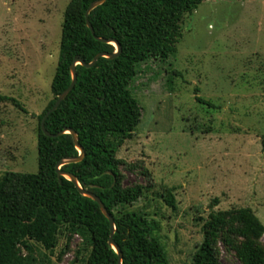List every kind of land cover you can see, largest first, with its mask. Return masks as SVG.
I'll use <instances>...</instances> for the list:
<instances>
[{
	"label": "rangeland",
	"instance_id": "rangeland-1",
	"mask_svg": "<svg viewBox=\"0 0 264 264\" xmlns=\"http://www.w3.org/2000/svg\"><path fill=\"white\" fill-rule=\"evenodd\" d=\"M70 1L0 0V94L10 98L0 103V175L39 171V115L54 97ZM182 30L175 54L139 64L131 88L143 120L118 153L150 172L124 170L125 184L154 183L133 208L162 219L170 264H192L211 205L251 207L264 223V0H207ZM167 188L176 210L159 196ZM68 235L53 252L36 245L39 264H86L88 238ZM222 263L239 261L222 246Z\"/></svg>",
	"mask_w": 264,
	"mask_h": 264
},
{
	"label": "trees",
	"instance_id": "trees-1",
	"mask_svg": "<svg viewBox=\"0 0 264 264\" xmlns=\"http://www.w3.org/2000/svg\"><path fill=\"white\" fill-rule=\"evenodd\" d=\"M94 1L71 0L65 11L52 81L54 97L39 115V171L0 175V264H39L36 245L53 252L65 233L70 234L69 240L74 234L88 238L91 249L86 264H119V254L109 244L110 221L99 203L82 194L66 176H58V163L80 154L73 135L50 137L41 127L58 96L72 83L73 61L82 58L91 63L98 53L116 51L114 44L100 38L117 40L121 54L114 59L103 56L92 67L78 64L74 89L49 114L45 126L53 134L67 128L77 132L85 157L65 164L62 170L76 175L82 187L96 193L114 216V239L122 250L123 264H170L160 237L162 219L133 208L154 183L125 184L124 170L146 178L150 172L118 153L143 120V107L131 88L139 64L175 54L186 15L207 0H106L90 12L93 33L86 11ZM9 99L0 94V103ZM159 196L177 209L175 188ZM213 206L192 264H223L222 246L239 264H264V223L257 213L251 207L216 210Z\"/></svg>",
	"mask_w": 264,
	"mask_h": 264
},
{
	"label": "water",
	"instance_id": "water-1",
	"mask_svg": "<svg viewBox=\"0 0 264 264\" xmlns=\"http://www.w3.org/2000/svg\"><path fill=\"white\" fill-rule=\"evenodd\" d=\"M105 1L106 0H97V1H94L90 5V7L88 8V10L86 11L87 24H88V26L90 27V29L92 30L93 33H94V28H93V25H92L91 21L89 20L90 12L95 7H97L98 5L103 4ZM100 40H102L104 42H110V43L114 44L116 46V51L113 52V53H109V52H101V53H98L94 57V59H93V61L91 63H86L82 58H76L73 61L72 65H71V71H72V75H73L72 83H71V85L65 91H63L58 96V98H57L54 106L47 113V115L43 118L41 127H42L44 133L47 136H50V137L59 136V135H61L63 133H71L73 135L74 141H75V143L77 144V147L80 150V154L77 157H70V158H66V159H63L62 161H60L58 163L57 167H56L57 172H58V176L59 177H61L62 175L66 176L68 179L72 180L75 183V185L78 187L79 191L82 194L91 197L92 199H94L95 201H97L99 203L101 210L108 217V219L110 221L111 234H110V238H109V244L112 245L116 249V251L118 252V254H119V264H123V262H122V259H123L122 250H121L120 246L115 242V239H114V235H115V232H116V225H115L114 216L112 215V213H110L108 211V209L106 208L104 202L101 200V198L96 193L91 192V191H89V190H87V189H85V188L82 187V185L78 181L76 175H74L73 173L66 172V171L62 170V166H64L65 164L71 163V162H80L85 157L86 152H85V149L78 142V134H77V132L74 129H72V128H67V129L59 132L58 134H53L50 131H48V129L45 126V121H46V118L49 116V114L51 112L55 111L60 106V104L62 103V101L65 100V98L68 96V94L74 89V87L76 85V82H77V68L76 67H77L78 64H82V65H85L87 67H92L103 56L104 57H108L110 59H114V58L118 57L121 54V52H122V46H121V44L117 40H115V39H104V38H100Z\"/></svg>",
	"mask_w": 264,
	"mask_h": 264
}]
</instances>
